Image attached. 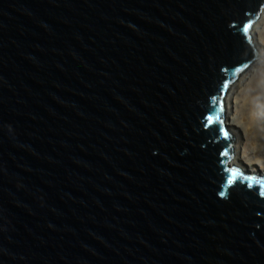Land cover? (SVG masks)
I'll return each mask as SVG.
<instances>
[{
	"label": "water",
	"instance_id": "95a60500",
	"mask_svg": "<svg viewBox=\"0 0 264 264\" xmlns=\"http://www.w3.org/2000/svg\"><path fill=\"white\" fill-rule=\"evenodd\" d=\"M263 9L0 0V264H264L223 108Z\"/></svg>",
	"mask_w": 264,
	"mask_h": 264
},
{
	"label": "rangeland",
	"instance_id": "374dc122",
	"mask_svg": "<svg viewBox=\"0 0 264 264\" xmlns=\"http://www.w3.org/2000/svg\"><path fill=\"white\" fill-rule=\"evenodd\" d=\"M256 32V37L253 38L254 33ZM264 12L262 11L259 19L255 22L254 27L252 28V42L254 44V39L257 40L258 44L264 43ZM257 51L258 58L253 64L246 69L238 78L236 82L232 84L229 91L223 100V108H224V121L226 125L233 124L232 126L241 127L244 132H247L250 128L248 126L243 125V121H236V111L237 107L235 106V102H239L240 107H249V112L256 116L259 115L261 128L255 131L249 130L250 134L247 135L245 133H237V131L233 129H229V131L234 135L235 143H234V158L237 153L236 148L238 147L240 151V159L242 163L251 164V167H247L245 164H239L237 160L231 162V164H235L234 167L238 166L241 169L245 170L244 172H251L256 176L260 174H264V44H262V50L255 47ZM247 91V94L245 93ZM244 93L246 95H244ZM238 98V101H237ZM250 100V103L249 101ZM247 101V102H246ZM239 111V109H238ZM243 116V115H242ZM241 116V117H242ZM246 116H244L245 118ZM239 120L240 117H237ZM253 120V121H251ZM247 117V125L254 122V119ZM229 126V125H228ZM243 138V139H242ZM255 139V140H253ZM233 158V159H234ZM260 158L262 159V169L259 171L255 169L258 164L255 163ZM239 168V169H240Z\"/></svg>",
	"mask_w": 264,
	"mask_h": 264
},
{
	"label": "bare ground",
	"instance_id": "6f19581e",
	"mask_svg": "<svg viewBox=\"0 0 264 264\" xmlns=\"http://www.w3.org/2000/svg\"><path fill=\"white\" fill-rule=\"evenodd\" d=\"M263 12H264V9H263ZM256 37V32L254 33V35H253V38H255ZM260 39L261 40H263L264 41V39H262L261 38V36H260ZM254 44H255V47H257V48H259V49H261L262 50V44H264V43H262V44H258L257 43V40L256 39H254ZM264 71V70H263ZM246 94H247V91L245 92ZM244 93V95H246ZM237 101H238V98H237ZM249 101V103H250V100H248ZM247 102V101H246ZM235 106L237 107V111H236V121H243V125L244 126H248V128H250L252 131H255L256 129H260L261 128V124H260V118H259V115L257 114L256 116H254V115H252L248 110H249V108H250V104H249V107H246V108H244V107H240L239 106V102H237V104H236V102H235ZM238 109H239V111H238ZM243 115V116H242ZM242 116V117H241ZM244 116H246L245 118H244ZM249 116V118H250V120L251 119H254V122L252 123V125L249 123L248 125H247V123H246V121H247V117ZM237 117H240V119L238 120L237 119ZM251 121H253V120H251ZM232 123V122H231ZM228 124L227 125V127L229 128V129H233V130H235V131H237V133H245V134H247V135H249L250 134V132H249V130L247 131V132H244L243 130H241V129H243V128H241V127H235V126H232L233 124ZM243 139V138H242ZM253 140H255V139H253ZM236 151H237V153L235 154V158L233 159V162H235L237 159H238V157H239V160H237L238 162H239V164H245L247 167H251L252 165L251 164H246V163H242V161H241V159H240V151H239V149H238V147L236 148ZM253 165L254 164H258V166H256L255 167V169L256 170H260V169H262V159L260 158V160L258 159L257 160V162H255V163H253V162H251ZM233 165H235V164H233ZM251 173V172H250ZM260 174V173H259Z\"/></svg>",
	"mask_w": 264,
	"mask_h": 264
},
{
	"label": "snow or ice",
	"instance_id": "6c2138e0",
	"mask_svg": "<svg viewBox=\"0 0 264 264\" xmlns=\"http://www.w3.org/2000/svg\"><path fill=\"white\" fill-rule=\"evenodd\" d=\"M248 27H249V26H246V27H245V29H244L245 32L248 31ZM225 87H226V86H225ZM216 119L218 120V119H219V116H217ZM208 120H209V123H211V122L213 121V118L210 116V117L208 118ZM225 135H227V133H225ZM236 175H238V173H235V172H234V173H233V177H235ZM228 182H229V183H232V180H229ZM262 195H264V192H262Z\"/></svg>",
	"mask_w": 264,
	"mask_h": 264
},
{
	"label": "clouds",
	"instance_id": "9594fccd",
	"mask_svg": "<svg viewBox=\"0 0 264 264\" xmlns=\"http://www.w3.org/2000/svg\"><path fill=\"white\" fill-rule=\"evenodd\" d=\"M235 168H236V169H238V170H241V171H243V172L245 171V170L241 169V168H240V167H238V166H236ZM239 168H240V169H239ZM246 172H247V171H246ZM251 174H252L253 176H255V175H256V174L254 175L253 173H251Z\"/></svg>",
	"mask_w": 264,
	"mask_h": 264
}]
</instances>
